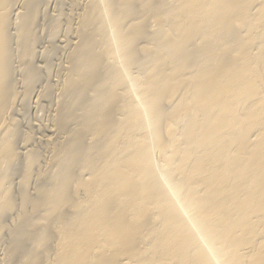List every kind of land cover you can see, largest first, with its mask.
Wrapping results in <instances>:
<instances>
[{
	"label": "bare ground",
	"instance_id": "6f19581e",
	"mask_svg": "<svg viewBox=\"0 0 264 264\" xmlns=\"http://www.w3.org/2000/svg\"><path fill=\"white\" fill-rule=\"evenodd\" d=\"M42 2L0 0V264H264V0H57L35 139Z\"/></svg>",
	"mask_w": 264,
	"mask_h": 264
},
{
	"label": "rangeland",
	"instance_id": "374dc122",
	"mask_svg": "<svg viewBox=\"0 0 264 264\" xmlns=\"http://www.w3.org/2000/svg\"><path fill=\"white\" fill-rule=\"evenodd\" d=\"M63 3L64 4L61 3V7H65L68 5V4H66V3H68L67 1H64ZM57 4H58L57 0H44V3L42 2V5L39 6V11L41 10L40 14H41L42 20L45 18L44 20L45 21L48 20L47 22H49L48 24H46L47 22L43 23L44 20L43 21L41 20V21H39L41 24H39V22H38V25H37V26H39V29L37 30L38 31V38H37V44H36V58L34 60V65L39 70V74H40L42 81H40L38 83V85L35 87L34 91L31 92L29 99L27 101H25V103L21 104L22 106L19 105V103H17V106L15 108L16 111L12 114V117L18 121L19 133L22 135L24 132L31 131L34 134L35 139H38L41 137V135H44L47 133V127L45 125L46 114L48 113V111L50 109H52L50 104L53 101V100H51V98H48V99L39 98L38 99V95H39L38 93L40 92V90H41L40 88H42L43 83L45 84L44 80H46V78L49 82H54V80L57 78L56 70H57L59 63L62 60L63 55H64V52H63L64 49L62 48L63 45H61V42L59 41V39H58V41H56V40H52V39L48 38L49 32H50L49 28H50L51 20L56 15L55 14L56 11L54 13V10L57 9V7H56ZM61 7H59V9ZM68 8H69V5L66 7V9L65 8L60 9V13L62 12L61 14L64 15L62 17H66V15L68 14V12H67ZM59 9L57 11H59ZM46 10H49V11H46ZM65 10H67L66 11L67 13L65 12ZM46 17H48V18H46ZM62 19H63V21H62ZM62 19H61V24L64 25L65 19L64 18H62ZM46 38H48L49 40H47ZM50 41H52V42H50ZM53 42L56 44H53ZM45 52L49 53V55L47 56L46 59L41 57V56H43V54H45ZM41 59H44V60L42 61ZM35 146H36V148H38L37 145H35ZM35 146H33V148ZM38 149H41V148H38ZM17 152H18V156H19V162L15 166V168L13 169V172L15 174V175H13L12 180H11L13 185L17 181L18 175L20 174V172H19L20 171V159L22 157L21 156L22 149H21V142L20 141L17 142ZM7 221H8V223H6ZM7 221L5 222V224L8 225L9 220H7ZM4 238H5V236H4ZM2 244L4 246V241L2 242L0 240V252L3 250L2 249L3 246L1 247Z\"/></svg>",
	"mask_w": 264,
	"mask_h": 264
}]
</instances>
